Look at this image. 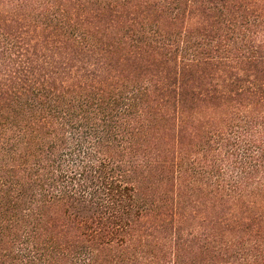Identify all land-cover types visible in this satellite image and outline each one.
<instances>
[{
  "label": "trees",
  "instance_id": "trees-1",
  "mask_svg": "<svg viewBox=\"0 0 264 264\" xmlns=\"http://www.w3.org/2000/svg\"><path fill=\"white\" fill-rule=\"evenodd\" d=\"M0 264H264V0H0Z\"/></svg>",
  "mask_w": 264,
  "mask_h": 264
}]
</instances>
